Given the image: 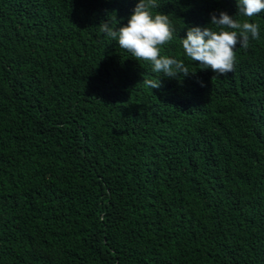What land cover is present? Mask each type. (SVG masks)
Here are the masks:
<instances>
[{
    "label": "trees",
    "instance_id": "16d2710c",
    "mask_svg": "<svg viewBox=\"0 0 264 264\" xmlns=\"http://www.w3.org/2000/svg\"><path fill=\"white\" fill-rule=\"evenodd\" d=\"M136 3L0 0V264H264V12L220 76L179 37L236 0H157L190 73L151 90L98 27Z\"/></svg>",
    "mask_w": 264,
    "mask_h": 264
},
{
    "label": "clouds",
    "instance_id": "9594fccd",
    "mask_svg": "<svg viewBox=\"0 0 264 264\" xmlns=\"http://www.w3.org/2000/svg\"><path fill=\"white\" fill-rule=\"evenodd\" d=\"M159 8L157 0H138L126 24L108 18L98 26L119 48L131 53L137 61L150 63L154 73L162 74L155 79H143L151 90L161 87V76L177 78L190 73L183 59L161 54V47L174 39L175 29L169 15L153 13V9ZM236 8L234 16L223 10L210 13V22L205 27L185 26L186 36L179 37L184 55L216 75L232 72L237 45L247 49L250 40L260 38L259 24L250 20L264 12V0H236Z\"/></svg>",
    "mask_w": 264,
    "mask_h": 264
}]
</instances>
